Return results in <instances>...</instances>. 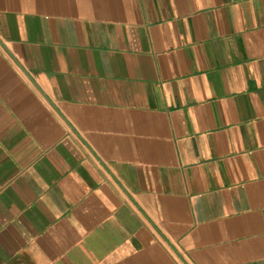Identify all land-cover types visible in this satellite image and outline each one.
<instances>
[{
  "label": "crops",
  "instance_id": "0c3cea01",
  "mask_svg": "<svg viewBox=\"0 0 264 264\" xmlns=\"http://www.w3.org/2000/svg\"><path fill=\"white\" fill-rule=\"evenodd\" d=\"M0 264H264V0H0Z\"/></svg>",
  "mask_w": 264,
  "mask_h": 264
}]
</instances>
